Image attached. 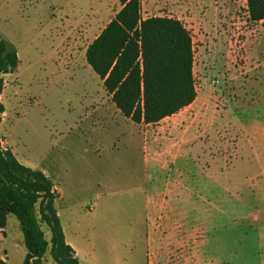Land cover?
<instances>
[{"label":"rangeland","instance_id":"1","mask_svg":"<svg viewBox=\"0 0 264 264\" xmlns=\"http://www.w3.org/2000/svg\"><path fill=\"white\" fill-rule=\"evenodd\" d=\"M246 5L141 0L143 17H175L191 32L197 97L157 123H136L85 54L120 10L118 0H0V32L19 57L3 75L0 146L55 183L78 264H264L261 161L238 158L235 128L247 33L264 36V21L251 20ZM248 47L263 65L264 39ZM168 184L175 202L150 203L156 189L168 197ZM26 251L10 214L0 264H22ZM43 264L60 263L49 252Z\"/></svg>","mask_w":264,"mask_h":264},{"label":"trees","instance_id":"2","mask_svg":"<svg viewBox=\"0 0 264 264\" xmlns=\"http://www.w3.org/2000/svg\"><path fill=\"white\" fill-rule=\"evenodd\" d=\"M118 1L120 10L87 46L86 60L125 117L157 123L197 97L192 35L178 18L143 17L141 0ZM247 10L251 20H263L264 0H247ZM18 64L16 46L0 32V93L3 75ZM4 110L0 103V115ZM58 196L48 175L0 148V228L10 214L19 220L27 250L22 264H43L49 252L60 264H78L55 207Z\"/></svg>","mask_w":264,"mask_h":264},{"label":"crops","instance_id":"3","mask_svg":"<svg viewBox=\"0 0 264 264\" xmlns=\"http://www.w3.org/2000/svg\"><path fill=\"white\" fill-rule=\"evenodd\" d=\"M241 1L247 3V0H230V5L232 7L238 6V3ZM233 10H231L232 13H234ZM260 21H264V19ZM253 32L254 29H250L247 33V37L244 43L245 57L247 61L243 66V69L241 68V71L237 75V79H240L242 77H244L245 79L242 84L240 79V83H237L235 87V122H237L235 128H237L239 139L237 153L238 158H246L249 162H252L253 159L258 158L261 161L260 165L262 167L260 168L259 177L262 176L261 179L264 183V113L263 115L257 114L261 110L264 111V86L260 88V85H258L260 79L264 80V75H260L262 68H264V64L262 65L260 61L255 60V57L250 54V49L248 47L249 44L253 45L256 43H260V41L264 39V36L257 37L253 34ZM244 112L247 113V116H245ZM241 139L243 141V144L246 145L247 150H245V147H243L244 145L241 146ZM156 176L157 179L155 178L153 179V181L155 180V184L158 185L159 176L158 174ZM169 184L166 186L168 197L162 198L163 196L160 192V189L154 188L156 189L155 194H152L149 197L150 203H174L177 190L170 188ZM55 189L60 195L56 185ZM157 190L158 192H156ZM183 195L184 197H186V188H183ZM188 196H191L190 189Z\"/></svg>","mask_w":264,"mask_h":264},{"label":"built area","instance_id":"4","mask_svg":"<svg viewBox=\"0 0 264 264\" xmlns=\"http://www.w3.org/2000/svg\"><path fill=\"white\" fill-rule=\"evenodd\" d=\"M0 148H1V149H5L6 147H5V146H2V147L0 146Z\"/></svg>","mask_w":264,"mask_h":264},{"label":"water","instance_id":"5","mask_svg":"<svg viewBox=\"0 0 264 264\" xmlns=\"http://www.w3.org/2000/svg\"><path fill=\"white\" fill-rule=\"evenodd\" d=\"M75 252V251H74Z\"/></svg>","mask_w":264,"mask_h":264}]
</instances>
